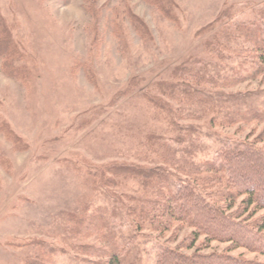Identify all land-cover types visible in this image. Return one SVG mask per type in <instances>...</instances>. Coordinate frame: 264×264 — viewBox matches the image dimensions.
<instances>
[{"label":"rangeland","instance_id":"374dc122","mask_svg":"<svg viewBox=\"0 0 264 264\" xmlns=\"http://www.w3.org/2000/svg\"><path fill=\"white\" fill-rule=\"evenodd\" d=\"M172 2L168 18L143 0H0V24L20 50L0 60L7 128L0 130V264H97L106 260L93 249L111 241L129 264H157L162 247L186 263L264 264V231L253 242L245 233L194 240L183 222L138 229L131 209L143 185L116 174L120 167L177 174L164 161L171 152L195 164L215 161L228 145L264 152V72L256 60L224 47L217 56L210 46L227 42L223 21L233 30L264 24V0ZM12 67L22 71L19 80L7 74ZM189 70L221 86L199 88L195 79L179 86ZM151 134L165 141L151 145ZM243 168L264 171L262 163ZM227 176L203 196L237 222L259 225L264 208L247 210L245 193L217 203L229 192ZM103 224L110 228L99 230Z\"/></svg>","mask_w":264,"mask_h":264},{"label":"trees","instance_id":"16d2710c","mask_svg":"<svg viewBox=\"0 0 264 264\" xmlns=\"http://www.w3.org/2000/svg\"><path fill=\"white\" fill-rule=\"evenodd\" d=\"M143 1L158 8L166 17H174V11L171 9L173 0ZM259 17H261L262 22H264V13ZM223 22V31L227 26L224 32L227 42L223 43L224 45L222 46L221 38H219V41L215 44L211 42L210 46L214 48L216 55H221V52L224 51V47L229 50V53L232 54L235 52L238 57L244 58V61L256 60L257 63H255V65L258 66L259 72H264V24L261 23L260 20L251 21L233 30L231 26L227 25L226 21ZM243 36H247V44H244L245 46H240L236 41L240 40ZM232 43L235 45L232 46ZM18 55H20L19 46L11 34L9 27H7L5 23L0 24V60H14ZM222 57H225V55L222 54ZM10 69L12 70L7 71V74L19 80L22 71L15 67ZM186 72L187 76L183 74V83L179 86L190 87L189 82L191 79L198 81L199 88H203L201 85L221 86L220 83L213 78L206 79L204 76L192 70ZM206 99L208 101L205 100V102L218 106V104L215 103V99ZM218 99L220 100L219 104H221V95H219ZM202 105L205 107L208 106L206 104ZM255 112L256 111L253 109L250 111V114ZM252 118L256 119V117ZM1 129L7 130L5 123L0 125V130ZM161 138L151 134L148 140L151 145L156 144L157 146L159 142L157 140L161 141ZM186 138L188 137L185 136L184 139H177V143L179 145H184ZM162 140L165 141L163 138ZM238 146L239 145H228L217 153L215 161H207L203 164H195L188 157L179 160L175 152H171V156L164 157V161L169 167H173L179 171V173L190 178L187 180L181 178V174L179 173H169L167 169L163 171L146 172L137 168H118L116 174L123 180L127 181L132 179L143 185L141 190L144 196L133 198L134 201L137 202L136 207L131 209L134 216V225H136L138 229H142L146 222H150L155 229L167 231L173 227L175 222H183L194 227L196 231L195 235H197L194 240H197L200 235H206V237L211 240L227 237L229 240L233 241L237 239L236 236L243 238L245 233L251 237H249L248 240L257 242L259 234L264 231V218L259 222V225L247 226L237 222L236 218L232 215H227V210L222 209V207L210 204L202 194L203 190L206 192L207 189L213 188L217 184H222L221 182L228 175L229 186H227V188L229 192L223 196L220 194L221 197L218 196L216 199L217 203L225 202L228 198L229 202L233 204L237 195L240 196V194L245 193L247 196L245 201L247 210L254 205L260 209L264 208V182L259 181L263 178L262 175H264V171H260V169L253 170L251 168L253 171H250L251 173H246V169L243 168L244 163L249 162L262 163V165H264V152L254 149V147L250 145H244V149H241L243 145L241 148ZM153 153L160 155L157 151V147ZM245 177H249V180H245ZM242 178L243 180H241ZM244 187L245 189H243L242 192L241 188ZM233 191L236 193L235 195L232 193ZM212 195L214 196V194ZM232 204H230V206H232ZM104 219L103 222L107 220L106 216H104ZM83 221L84 218L81 220L80 225L77 223L78 227L81 226ZM100 224L102 223L100 222ZM257 227H259L258 230ZM106 228H110V226L103 224L102 227H98L99 230H106ZM216 228H221L222 232ZM251 229H254L255 232ZM79 231L82 232V229L80 228ZM227 232H230V234H227ZM238 243L243 244V246L246 245V243ZM119 249L120 246L118 247L114 241H111V243L106 244L105 247H100V249L94 248L92 253L106 260L97 264H129L126 258L128 252H122L125 254L124 256L120 253ZM179 257L177 252L162 247L157 264H201L195 259L192 261L189 260L188 263H186V261L179 260Z\"/></svg>","mask_w":264,"mask_h":264}]
</instances>
